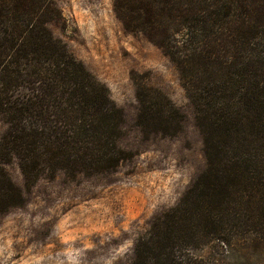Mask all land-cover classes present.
<instances>
[{
    "label": "trees",
    "instance_id": "16d2710c",
    "mask_svg": "<svg viewBox=\"0 0 264 264\" xmlns=\"http://www.w3.org/2000/svg\"><path fill=\"white\" fill-rule=\"evenodd\" d=\"M111 1L125 29L174 64L203 135L207 167L168 221L196 245L264 240V0ZM63 20L54 0H0V211L22 199L4 169L11 161L33 185L60 171H112L131 156L118 145L122 111L110 90L51 31ZM132 79L140 126L177 134L184 118L174 103ZM162 231L157 222L150 234Z\"/></svg>",
    "mask_w": 264,
    "mask_h": 264
},
{
    "label": "rangeland",
    "instance_id": "374dc122",
    "mask_svg": "<svg viewBox=\"0 0 264 264\" xmlns=\"http://www.w3.org/2000/svg\"><path fill=\"white\" fill-rule=\"evenodd\" d=\"M54 1L64 20L50 29L110 90L122 111L118 145L131 156L112 171L75 177L60 171L33 185L17 161L5 164L22 199L0 211V264H264V240L256 235L196 245L179 222L168 221L207 167L196 109L174 64L143 34L125 29L111 0ZM135 73L183 115L177 134L137 122ZM4 130L0 118V136ZM157 222L163 231L156 239L150 231ZM153 241L160 248L142 252Z\"/></svg>",
    "mask_w": 264,
    "mask_h": 264
}]
</instances>
